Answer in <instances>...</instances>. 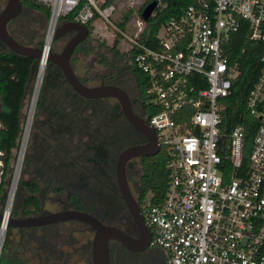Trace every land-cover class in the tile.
I'll list each match as a JSON object with an SVG mask.
<instances>
[{"label":"built area","instance_id":"1","mask_svg":"<svg viewBox=\"0 0 264 264\" xmlns=\"http://www.w3.org/2000/svg\"><path fill=\"white\" fill-rule=\"evenodd\" d=\"M34 1L48 9L42 55L51 51L61 18L109 25L114 12L97 0ZM238 18L248 25V39L264 45V0H198L159 28L156 49L136 41L143 22L130 40L129 48L138 50L132 61L147 80L146 123L167 170L162 200L153 203L145 195L139 214L149 247L164 253L165 264H264V46L260 71L245 97L246 112L258 121L246 162L242 129L233 128L223 140L219 131V101L238 76L222 46ZM16 150L2 209L9 214L23 143Z\"/></svg>","mask_w":264,"mask_h":264},{"label":"rangeland","instance_id":"2","mask_svg":"<svg viewBox=\"0 0 264 264\" xmlns=\"http://www.w3.org/2000/svg\"><path fill=\"white\" fill-rule=\"evenodd\" d=\"M100 1L103 0H97ZM143 2L144 0H113L110 4L114 8L110 24H92L91 33L77 47L69 62L75 76L88 87L98 85L101 77L108 78V72L112 70L111 76L121 80L133 109L137 108V90L123 54L130 47V40H135L136 24L141 23L139 14ZM2 6L3 3L0 2V10ZM126 10H131V18L124 31H119L115 23ZM46 24L47 17L44 14L23 7L19 16L7 24L6 30L21 45L39 48L38 43L41 42L42 45ZM60 24L58 22V26ZM71 35L52 41L51 51L59 52ZM5 50L0 44V51ZM38 64L36 62L34 65L22 100L18 146L23 143V157L10 213L20 204L14 196L21 200L26 196V192L19 189V183L28 180L38 186L36 196L41 214L68 209L65 202L67 191L74 193L84 209L93 212L95 205L99 204L107 210L111 204L108 201H98L93 194L97 185L94 182L97 179L95 167L105 162L106 166L103 168H106L110 176L117 154L126 147L138 145L142 140L125 125L120 115L118 121L105 128L104 122H109V117L117 110L114 102H91L78 97L51 64H46L44 74L36 86ZM34 90L36 95L32 97ZM16 156L17 150H13L3 180L5 197L0 211L5 205ZM131 166V184L136 190L140 167L138 162H132ZM58 189L62 191L57 192ZM91 238V231L77 222L38 229L6 228L0 255L3 252L5 257L19 259L24 264H91ZM110 252V264H134L139 259V256L128 254L114 244L110 246Z\"/></svg>","mask_w":264,"mask_h":264},{"label":"trees","instance_id":"3","mask_svg":"<svg viewBox=\"0 0 264 264\" xmlns=\"http://www.w3.org/2000/svg\"><path fill=\"white\" fill-rule=\"evenodd\" d=\"M199 1L212 2V0ZM20 2L23 7L36 10L44 14L45 17L48 16V9L40 3L34 0H20ZM151 2H155V0H144L140 8L139 20L143 22L144 28L136 38V41L148 48L156 49L157 41L155 36L159 28L170 18H179L186 7L190 5L195 6L198 0H159V4L154 8L151 16L143 21L141 19V12ZM97 3L102 7L112 4L113 0H103ZM131 14V10H126L121 19L115 23L119 31H124L126 24L131 18ZM72 21L73 18L69 15L61 18L59 23L63 24ZM237 25L236 31L230 34L227 42L222 46L229 62L237 64L238 76L231 83L229 96L219 101V131L223 140L233 128L240 127L242 129L244 160L246 162L258 121L246 112L245 97L260 71L261 64L259 63V57L264 45L261 41H251L248 39V25L244 20L238 18ZM85 27L89 35L92 31V23L87 24ZM38 47H41V42L38 43ZM137 53L138 50L132 47L127 49L123 55L127 62L129 61L128 65L134 77L142 110L145 115H150L151 111L147 107V96L145 94L147 80L145 75L135 67L132 61ZM35 63L36 61L33 59L14 55L7 50L0 51V206L5 197L3 180L6 176L9 162L12 159V151L17 149L21 136L20 112L22 100ZM78 80L83 83L80 79ZM166 183L167 170L165 158L161 151L152 157L141 158L140 177L138 179L140 199L150 194L152 202L158 203L162 200ZM19 189H23L26 192V196L22 200L18 199V196L16 198L14 196V199L17 202L19 201L20 204L17 205L16 210L12 209L10 216L21 218L40 214L39 200L36 196L38 192L37 184L30 180L21 181ZM56 191L61 192L62 189ZM65 202L72 209L81 211V202L74 193L70 191L65 192ZM5 256V253L3 254L2 252L0 264H24L19 259H10Z\"/></svg>","mask_w":264,"mask_h":264},{"label":"water","instance_id":"4","mask_svg":"<svg viewBox=\"0 0 264 264\" xmlns=\"http://www.w3.org/2000/svg\"><path fill=\"white\" fill-rule=\"evenodd\" d=\"M4 1V6L0 10V43L7 51L14 55L26 57L44 64H51L61 74L63 82L68 85L71 91L78 97L86 100H101L112 98L117 101L121 114L130 127L143 136L146 140L144 144L133 145L121 150L115 160L114 176L116 180L119 198L122 200L139 238L132 239L119 230L104 226L90 214L74 209H64L54 213H44L35 216L13 218L8 212L0 211V230L6 228L30 229L42 228L54 224L65 222H77L86 225L93 236L90 242V263L109 264L107 242L109 240L118 243L123 249L131 253H141L149 247V232L145 227L139 214L138 207L132 198L126 178L125 165L129 160L135 158L152 157L158 153L155 142V135L146 121L137 117L131 110L129 100L125 93L114 86L98 85L88 87L83 85L75 76L69 60L75 48L88 36L85 26L74 22L63 23L57 26L53 41L72 34L59 52L48 51L42 55L40 48L23 46L16 42L6 30L7 24L18 17L22 11L20 0H0ZM155 7V3L147 4L142 12L141 19L147 20Z\"/></svg>","mask_w":264,"mask_h":264},{"label":"flooded vegetation","instance_id":"5","mask_svg":"<svg viewBox=\"0 0 264 264\" xmlns=\"http://www.w3.org/2000/svg\"><path fill=\"white\" fill-rule=\"evenodd\" d=\"M0 2H2L3 6H4V1H0ZM3 6H2V8H3ZM70 59H71V57H70ZM69 62H70V60H69ZM128 63H129V61H128ZM112 72H113L112 70L110 72H108V74H109V75H107L108 78L101 77L100 81H98V85L101 84L104 86H114V87L119 88L120 90H122L125 93V91L123 90L122 84H121V80H119V78H117V77H112L111 76ZM83 85H84V83H83ZM98 85H96V86H98ZM125 95L127 96L126 93H125ZM127 98H128V96H127ZM103 100L104 101L105 100L113 101L116 109L118 110V111L116 110V112L114 111L112 113V115L109 117V122H106V121L104 122L105 128L111 124H114L116 120L118 121L119 115L125 121V119L123 118V116L121 114L120 108H119L116 100H114L112 98H107V99H101V100H91V102H99V101H103ZM128 100H129V98H128ZM129 103H130V107H131L132 112L137 117H139L140 119L146 121V115L144 114V111L142 110V107H141L142 105L138 99V95H137V108L136 109H133L134 106L131 104L130 100H129ZM117 112H119V113H117ZM125 125L128 128L132 129L126 121H125ZM85 129H87V125H85ZM132 131H134V130L132 129ZM134 132L142 140V142L139 144H144L146 142L145 138L143 136H141L139 133H137L136 131H134ZM68 161H69V163H72L71 160H68ZM132 162H138L139 167H140L141 158H135V159L129 160L125 165V178H126L127 186H128L129 192H130L132 198L134 199V201L138 207V210L140 212L139 207H140L141 199L139 197V188L134 190V188L132 187V184H131L132 183L131 182L132 176L130 175V171L133 169H130V168L133 167V166H131ZM114 164H115V162H114ZM71 165L74 166L73 163ZM104 166H106L105 162H104V164L97 165L95 167V170L97 173V177H96L97 179L94 180V182L97 185H96V190L93 191L94 192L93 194H94L95 199H97L98 201H103V202L106 201V203L108 201V203L111 205L106 210V207H103L102 205L96 204L95 209L92 212V211H89L88 209H84L82 207V204H81V211L84 213L90 214L91 216H93L95 219H97L104 226L113 227V228L119 230L120 232H122L123 234L127 235L128 237H130L132 239H138L139 233H138L136 227L134 226V224H133V222H132V220H131V218H130V216H129V214H128V212H127V210H126V208L122 202V200L119 198V194H118L117 186H116V180H115V176H114V165H113V172L111 173L110 176L108 175L106 168H103ZM68 209H72V208L70 206H68ZM39 210H40V208H39ZM40 214H41V211H40ZM60 224H62V223H59V225ZM78 224H81V223H78ZM81 225H84V224H81ZM84 226H86V225H84ZM88 230L91 231L89 228H88ZM91 233L93 236L92 231H91ZM112 244L120 247L124 252H126L128 254H131L134 256H139V259L134 264H165V256L153 247H148L145 251H143L141 253H131V252H128L127 250L123 249L118 243L111 241V240H109L107 242L109 264L111 263V254L112 253L110 252V246ZM89 250H90V244H89ZM48 257H51V256H48ZM44 263H46V262H44Z\"/></svg>","mask_w":264,"mask_h":264},{"label":"bare ground","instance_id":"6","mask_svg":"<svg viewBox=\"0 0 264 264\" xmlns=\"http://www.w3.org/2000/svg\"><path fill=\"white\" fill-rule=\"evenodd\" d=\"M45 66H46V64H44L43 62H40L38 64V72H37L38 73V79H37V83L41 80L42 75L44 74V71H45V68H46ZM10 204H11V195H10V197L8 199V202H7L6 211L9 210ZM3 235H4V229H1L0 230V246H1V243H2Z\"/></svg>","mask_w":264,"mask_h":264},{"label":"crops","instance_id":"7","mask_svg":"<svg viewBox=\"0 0 264 264\" xmlns=\"http://www.w3.org/2000/svg\"><path fill=\"white\" fill-rule=\"evenodd\" d=\"M158 251L164 255V253H163L162 251H160V250H158ZM164 256H165V255H164Z\"/></svg>","mask_w":264,"mask_h":264}]
</instances>
